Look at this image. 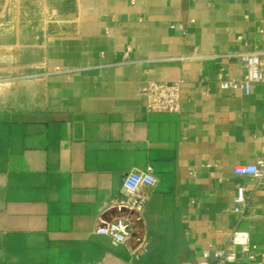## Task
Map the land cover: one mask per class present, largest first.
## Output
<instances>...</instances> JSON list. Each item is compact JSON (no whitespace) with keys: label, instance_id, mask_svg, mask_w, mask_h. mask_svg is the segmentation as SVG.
<instances>
[{"label":"crops","instance_id":"0c3cea01","mask_svg":"<svg viewBox=\"0 0 264 264\" xmlns=\"http://www.w3.org/2000/svg\"><path fill=\"white\" fill-rule=\"evenodd\" d=\"M61 2L44 0L30 104L0 109V264H197L234 228L255 247L227 264H264V187L232 211L236 187L256 183L233 167L264 156V82L248 94L217 82L243 77L240 52L264 65V0ZM147 80H181L180 110L148 111ZM146 166L156 181L133 251L95 229Z\"/></svg>","mask_w":264,"mask_h":264},{"label":"built area","instance_id":"2783aa9c","mask_svg":"<svg viewBox=\"0 0 264 264\" xmlns=\"http://www.w3.org/2000/svg\"><path fill=\"white\" fill-rule=\"evenodd\" d=\"M178 27L182 28L181 25ZM238 56L245 68L243 77H224L220 74L217 77L218 86L224 91L240 90L248 94L252 84L264 82L262 56L256 51L240 52ZM187 57L189 56H182L181 59ZM180 86L181 80L169 82L147 80L139 88L138 93L145 98L148 111L178 112L181 108ZM233 173L236 176L254 178L256 182L252 189L245 184L236 187L232 211L242 216L257 190L264 187V156L258 157L253 163L235 165ZM155 181L151 166L127 172L122 180L121 198L111 200L106 208L116 215L110 220L101 219L95 232L110 237L115 244H127L133 251L142 248L145 243V238L141 234L143 212L148 199L147 192L142 188L153 186ZM254 247L247 231L234 228L230 231L224 247L203 250L197 264H227L236 259V249L248 252Z\"/></svg>","mask_w":264,"mask_h":264},{"label":"rangeland","instance_id":"374dc122","mask_svg":"<svg viewBox=\"0 0 264 264\" xmlns=\"http://www.w3.org/2000/svg\"><path fill=\"white\" fill-rule=\"evenodd\" d=\"M5 0H1L2 5ZM18 2V1H17ZM21 1L19 8L6 2L0 9V109H15L30 104L36 82L41 78L40 54L45 19L52 9L44 0ZM56 7L61 0H47ZM55 16V15H54Z\"/></svg>","mask_w":264,"mask_h":264}]
</instances>
